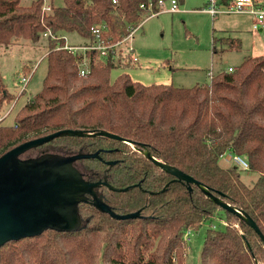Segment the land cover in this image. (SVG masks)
Returning a JSON list of instances; mask_svg holds the SVG:
<instances>
[{
  "label": "trees",
  "instance_id": "obj_1",
  "mask_svg": "<svg viewBox=\"0 0 264 264\" xmlns=\"http://www.w3.org/2000/svg\"><path fill=\"white\" fill-rule=\"evenodd\" d=\"M157 2L64 0L46 11L44 0L29 5L0 0V44L9 45L18 37L36 42L51 31L43 87L27 99L14 124L0 123V155L61 129L116 133L133 143L103 135L65 134L37 148L63 155L98 152L77 160L82 177L107 180L117 187L96 188L115 212L140 211L135 217L117 218L82 202L78 229L50 228L9 240L0 246V264H186L185 233L200 229L207 220L211 223L205 231L201 264L264 262V242L253 227L196 184L189 189L186 181L174 180L141 151L202 181L247 211L264 233V54L244 57L235 70H221L209 82L182 87L144 84L128 72L112 79V70L127 60L116 57V48L101 57L99 51L65 47L66 32L79 33L88 40L82 45L88 44L92 26L100 27L107 44L121 41L159 11ZM227 39H221L226 49H241V40ZM83 67L86 74L81 73ZM11 99L0 74V108L5 110L4 102ZM228 152L246 158L249 169L235 163L223 166L221 159ZM244 171L258 174L252 184L243 179ZM123 187L128 189L120 190ZM215 215L226 224L214 227Z\"/></svg>",
  "mask_w": 264,
  "mask_h": 264
},
{
  "label": "rangeland",
  "instance_id": "obj_2",
  "mask_svg": "<svg viewBox=\"0 0 264 264\" xmlns=\"http://www.w3.org/2000/svg\"><path fill=\"white\" fill-rule=\"evenodd\" d=\"M32 1L21 0V3L29 5ZM205 2L206 0H184L179 2V11H166L143 20L128 41L122 40L115 50L116 57L128 59L134 52V50L129 51L132 46L139 56V64L128 66L123 63L120 68L112 70L111 78H116L121 72H128L133 80L144 84L164 83L191 87L197 83L209 82L210 70L215 74L229 66L237 67L245 54H253L247 44L239 50L220 51L222 48L220 33L224 29H230L228 22L232 16L221 15L219 19L215 18L211 13L201 10ZM257 2L262 4V0ZM63 4L64 0H44V9L51 11L53 6L50 5ZM249 13L241 15L242 23L251 22L252 15ZM237 31L238 36L246 35L241 30ZM49 34H51L50 30L44 32L36 42L18 37L9 45L0 44V74L8 91L12 93L10 102L3 104L6 109L0 108L1 113H7L10 109V113L4 119L5 124H14L17 113L27 99L33 97L43 87L48 69ZM64 36L65 47L68 44L82 46L83 43L88 42L86 37L77 32H66ZM214 36H217L215 44L218 52L216 53L213 48ZM107 54L101 53V57ZM24 76H28V81L23 84L21 78ZM39 150L41 149L37 147L31 148L26 154L34 155L40 152ZM221 164L223 166L234 164L232 154L225 155L221 159ZM242 175L248 184H252L258 177L257 173L251 171H244ZM217 215L213 220L214 224L219 225L221 219ZM210 223V220L204 222L200 229L194 230L190 238L185 240L186 252H188L186 264H201L200 254L205 231Z\"/></svg>",
  "mask_w": 264,
  "mask_h": 264
},
{
  "label": "water",
  "instance_id": "obj_3",
  "mask_svg": "<svg viewBox=\"0 0 264 264\" xmlns=\"http://www.w3.org/2000/svg\"><path fill=\"white\" fill-rule=\"evenodd\" d=\"M65 134L103 135L124 139L106 130L85 132L78 129H61L24 141L0 155V246L12 239L39 234L47 228L78 229L81 225L79 226L77 205L79 202H87L89 195L92 196L90 202L93 205L113 217L130 218L139 215L140 211L117 213L97 194L96 188L101 184L117 189L107 180L88 181L82 177L83 173L74 163L84 157L97 156L98 152L72 155L48 152L35 157H22L29 149ZM124 140L133 143L130 139ZM141 151L157 166L173 174L174 180L186 181L189 189H192V184H196L215 203L237 214L255 229L264 242V233L247 211L216 195L205 183L178 167L158 159L149 151L144 149ZM168 185L169 182L162 190ZM127 189L128 187L120 188ZM70 207H74L76 211L74 215H71ZM69 216H74L79 223L74 224V221L68 219Z\"/></svg>",
  "mask_w": 264,
  "mask_h": 264
},
{
  "label": "built area",
  "instance_id": "obj_4",
  "mask_svg": "<svg viewBox=\"0 0 264 264\" xmlns=\"http://www.w3.org/2000/svg\"><path fill=\"white\" fill-rule=\"evenodd\" d=\"M209 4L206 8V10L212 12L213 14L219 13V12H252L255 15V19L253 22V27L255 29H264V9L260 7V3L257 2V0H230L229 3H224L222 0H208ZM158 5H159V11H177L179 8V2L178 0H158ZM151 8V4H150ZM157 13V11L153 12L151 15ZM135 30V29H134ZM134 30L126 36L123 40L127 41V39L133 34ZM91 32V39L88 44L85 45H66L67 48L72 49V50H78V49H87V50H95L99 51L102 54H107L108 50L111 48H117L119 44L122 43L121 41H118L114 44H107L104 42V40L101 38V31L99 26H92L90 28ZM134 48L130 46V50L132 51ZM132 61H137V56L132 53V56L130 57ZM236 67H229V71L235 70ZM88 71L87 68L83 67L81 68V73L86 74ZM28 77V76H27ZM26 76L21 78L22 83H26L28 81V78ZM10 113L7 111V113H1L0 112V123L4 121V119L8 116ZM227 154H232V159L235 164H237L240 168L242 169H249V162L247 161L246 158H244L241 155L233 154L231 152L226 153ZM224 155V156H225ZM220 223L226 224V221L224 219H221ZM217 224H213L215 227ZM192 234V230L189 229L185 233V239H189L190 235Z\"/></svg>",
  "mask_w": 264,
  "mask_h": 264
},
{
  "label": "crops",
  "instance_id": "obj_5",
  "mask_svg": "<svg viewBox=\"0 0 264 264\" xmlns=\"http://www.w3.org/2000/svg\"><path fill=\"white\" fill-rule=\"evenodd\" d=\"M208 4H209V2H208V0H206L205 6L202 7L201 10L207 11V12L211 13L212 15L215 16V18H218L219 19L221 15L232 16L229 19V22H228L229 23L228 25H229V28L230 29H224V30L221 31L222 33H220L219 40H220L221 43H222L221 39L223 40V39L230 38L229 40H231L233 38L234 39L237 38V39L241 40V47L243 45H246L247 44L248 48H251V51L250 52L253 53V54L247 53V54H245L243 56V58L246 57V56H250V55H260V54H264V29H255L253 27V22H254V19H255V15L252 12H250L251 15H252L251 22H249L248 24H246V23H242L243 18L241 17V15L244 14V13H249V12H231V13L219 12V13L213 14L212 12L206 10ZM259 6L262 7V8H264V0H262V4H260ZM177 11H179V8H178ZM162 12H166V11H157V13H155L153 15H150L145 20L149 19L150 17L157 16L158 14H160ZM167 12H176V11H167ZM237 30H241V32L246 33V35L238 36L236 34V32H238ZM214 33H215V31H214ZM214 37H217V36H214ZM247 39L249 40V42H247ZM127 41H128V39H127ZM226 48H227V45L222 43V48L220 49V51L221 52L222 51L225 52V51L228 50ZM134 54L136 55L135 49H134ZM138 57L139 56H137V58ZM139 60L140 59L138 58L137 59L138 62L137 61H132L131 58L129 57L125 61L124 64H126L128 66H130L131 64H139ZM134 62H137V63H134ZM229 67H233V66H229ZM209 74H210V76L214 75V73H212L211 70L209 71Z\"/></svg>",
  "mask_w": 264,
  "mask_h": 264
},
{
  "label": "flooded vegetation",
  "instance_id": "obj_6",
  "mask_svg": "<svg viewBox=\"0 0 264 264\" xmlns=\"http://www.w3.org/2000/svg\"><path fill=\"white\" fill-rule=\"evenodd\" d=\"M40 152H37L36 154H34V155H28V154H23L22 155V157L23 158H25V157H35V156H38V155H41V154H43V153H48V152H52V153H56V152H54V151H52V150H49V149H46V150H44V149H41V150H39ZM58 153V152H57ZM75 164V166L78 168V169H80V166L77 164V161L74 163ZM84 172V171H83ZM88 201H87V203H89V204H91L92 205V203L90 202V200L92 199V196L91 195H89L88 196ZM81 203L82 202H79V204L77 205V209H78V213H79V211H80V207H81ZM70 210L72 211V214L71 215H74L75 214V209H74V207H70ZM79 217H80V213H79ZM68 219L69 220H71V221H74V224H75V222H78V221H76L75 220V217L74 216H69L68 217ZM71 221H68V223L69 222H71ZM79 223V222H78ZM82 224V220H81V217H80V223H79V226ZM47 229H50V228H47Z\"/></svg>",
  "mask_w": 264,
  "mask_h": 264
}]
</instances>
